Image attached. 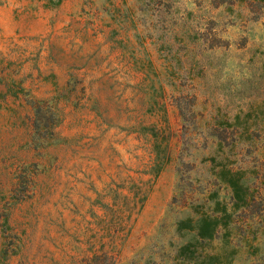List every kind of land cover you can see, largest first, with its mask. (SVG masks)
I'll use <instances>...</instances> for the list:
<instances>
[{
  "label": "rangeland",
  "instance_id": "1",
  "mask_svg": "<svg viewBox=\"0 0 264 264\" xmlns=\"http://www.w3.org/2000/svg\"><path fill=\"white\" fill-rule=\"evenodd\" d=\"M210 155L264 160V0H0V264H162Z\"/></svg>",
  "mask_w": 264,
  "mask_h": 264
},
{
  "label": "trees",
  "instance_id": "2",
  "mask_svg": "<svg viewBox=\"0 0 264 264\" xmlns=\"http://www.w3.org/2000/svg\"><path fill=\"white\" fill-rule=\"evenodd\" d=\"M139 128L151 136L153 158L148 172L157 173L168 159V135L150 124ZM208 160L212 184H217L205 196L211 206L194 209V216L174 222L176 233L186 230L190 237L174 246L163 245L158 260L162 264H264V160L247 168L233 167L213 155ZM220 187L226 190L224 198L217 196ZM139 260L134 257L129 264H154V257Z\"/></svg>",
  "mask_w": 264,
  "mask_h": 264
}]
</instances>
